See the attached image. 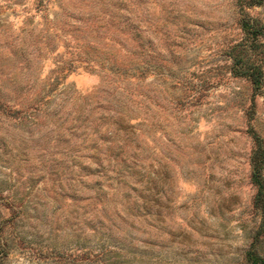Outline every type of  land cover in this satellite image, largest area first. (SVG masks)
I'll return each instance as SVG.
<instances>
[{
  "label": "rangeland",
  "instance_id": "374dc122",
  "mask_svg": "<svg viewBox=\"0 0 264 264\" xmlns=\"http://www.w3.org/2000/svg\"><path fill=\"white\" fill-rule=\"evenodd\" d=\"M263 198L264 0H0V264H264Z\"/></svg>",
  "mask_w": 264,
  "mask_h": 264
},
{
  "label": "trees",
  "instance_id": "16d2710c",
  "mask_svg": "<svg viewBox=\"0 0 264 264\" xmlns=\"http://www.w3.org/2000/svg\"><path fill=\"white\" fill-rule=\"evenodd\" d=\"M256 82H257V84H259V83H260V81H259V80H256ZM263 201H264V198H263Z\"/></svg>",
  "mask_w": 264,
  "mask_h": 264
}]
</instances>
